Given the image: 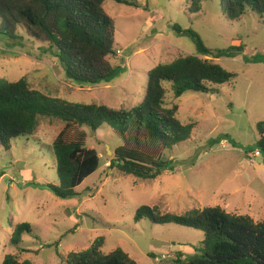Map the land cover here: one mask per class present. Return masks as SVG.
Listing matches in <instances>:
<instances>
[{
  "label": "rangeland",
  "instance_id": "1",
  "mask_svg": "<svg viewBox=\"0 0 264 264\" xmlns=\"http://www.w3.org/2000/svg\"><path fill=\"white\" fill-rule=\"evenodd\" d=\"M126 1L135 6L103 1L114 24L116 53L104 59L107 68L114 69L112 77L97 84L72 81L53 49L23 35L21 45L0 40V78L23 77L46 97L114 109L141 103L147 72L179 56L211 60L235 73V78L220 85L217 93L186 91L178 98L164 83L166 105L176 104L177 119L191 123L193 129L188 140L168 149L141 135L128 142L170 160V169L152 180L108 167L123 141L106 125L95 134L84 126L69 128L71 139L84 132L86 147L98 151L100 163L67 199L57 197L49 187L58 185L50 145L64 123L41 119L32 135L12 140L8 150L0 148V263L12 254L34 264H65L69 252L88 248L98 237L104 238V253L120 248L137 264H166L178 257L177 252L184 258L189 249L197 251L203 239L200 230L156 225L147 218L137 221L136 211L142 205L176 214L220 206L254 221L264 219V173L252 165L264 163L261 155L247 152L258 138L255 119L264 102V15L251 12L230 20L220 0H206L199 9L189 0ZM174 24L195 31L211 50L243 45L245 52L232 49L229 55H203L189 35L173 30ZM20 223H27L30 233L13 245L10 236Z\"/></svg>",
  "mask_w": 264,
  "mask_h": 264
},
{
  "label": "trees",
  "instance_id": "2",
  "mask_svg": "<svg viewBox=\"0 0 264 264\" xmlns=\"http://www.w3.org/2000/svg\"><path fill=\"white\" fill-rule=\"evenodd\" d=\"M104 0H0V40L7 45H21L26 35L39 43H46L62 64L68 79L81 84H97L112 77L113 68H107L104 59L115 55L113 20L106 15ZM116 3L133 5L126 0ZM206 0H189L199 9ZM226 17L240 20L249 13L264 15V0H220ZM176 33L189 35L197 51L203 55H229L232 49L243 51L244 46L226 50L207 48L192 29L173 25ZM105 63V64H104ZM235 78L211 60L194 55L179 56L168 63H159L147 72L145 95L141 103L129 109L110 108L95 103H68L52 99L32 89L25 78L8 81L0 78V148L10 149L12 140L28 137L37 129L41 119L57 120L65 124L52 141L58 185H49L54 194L67 199L75 195L74 189L93 174L100 163L94 148L86 147L83 131L69 138L73 125L87 127L92 134L103 126L110 127L122 138L109 159V168L140 180L157 178L170 169V160L152 155L128 142L141 135L164 149L178 145L191 136L193 125L183 124L177 117V105L165 103L167 86L173 97L186 91L217 93L218 87ZM164 83H166L164 85ZM258 138L253 150L258 151L264 163V122L256 123ZM248 150V153L254 152ZM147 218L156 225L176 224L203 233L200 247L190 254L166 264H264V219L254 221L246 214H232L220 206L190 209L184 214L160 213L156 207L140 206L137 221ZM30 228L27 223L14 226L10 243L17 245ZM104 238H96L88 248L69 252L65 264H137L122 249L104 253ZM0 264H34L19 261L6 254Z\"/></svg>",
  "mask_w": 264,
  "mask_h": 264
},
{
  "label": "crops",
  "instance_id": "3",
  "mask_svg": "<svg viewBox=\"0 0 264 264\" xmlns=\"http://www.w3.org/2000/svg\"><path fill=\"white\" fill-rule=\"evenodd\" d=\"M245 52V49H244V51H243V53ZM263 95H264V92H262V102L264 101L263 99ZM253 105H251L250 107H252ZM259 121H262V122H264V102H263V107H262V109H261V111H260V117H258V119H255V125H256V123L257 122H259ZM250 155V153H248V156ZM260 155V154H259ZM252 159V158H251ZM253 160V159H252ZM252 165H254V166H256V171L258 172V173H261V171L264 173V164H258V165H256V163H254V161H253V164Z\"/></svg>",
  "mask_w": 264,
  "mask_h": 264
},
{
  "label": "built area",
  "instance_id": "4",
  "mask_svg": "<svg viewBox=\"0 0 264 264\" xmlns=\"http://www.w3.org/2000/svg\"><path fill=\"white\" fill-rule=\"evenodd\" d=\"M253 155H254V156H257V155H259V152H258L257 150L254 151ZM249 159H250V161L252 162V159H251V158H249Z\"/></svg>",
  "mask_w": 264,
  "mask_h": 264
}]
</instances>
